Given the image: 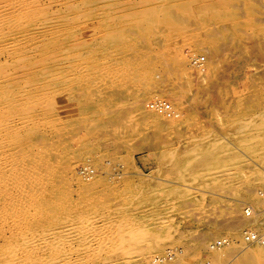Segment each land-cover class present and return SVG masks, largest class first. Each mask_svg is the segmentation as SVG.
Returning <instances> with one entry per match:
<instances>
[{
	"label": "rangeland",
	"instance_id": "obj_1",
	"mask_svg": "<svg viewBox=\"0 0 264 264\" xmlns=\"http://www.w3.org/2000/svg\"><path fill=\"white\" fill-rule=\"evenodd\" d=\"M10 1L0 264H264V0Z\"/></svg>",
	"mask_w": 264,
	"mask_h": 264
},
{
	"label": "bare ground",
	"instance_id": "obj_2",
	"mask_svg": "<svg viewBox=\"0 0 264 264\" xmlns=\"http://www.w3.org/2000/svg\"><path fill=\"white\" fill-rule=\"evenodd\" d=\"M10 1V0H9ZM22 1V0H21ZM4 3V2H3ZM8 3V2H7ZM10 3H11V1H10ZM20 4V3H19ZM14 5H15V3H14ZM18 5V4H17ZM11 6V5H10ZM5 7H7L6 5H5ZM17 7V6H16ZM15 8V7H14ZM17 9H20V8H18L17 7ZM21 10V9H20ZM19 10V11H20ZM9 13H11V12H9ZM2 15V14H1ZM37 18V17H36ZM22 38V37H21ZM21 50V49H20ZM197 60L198 61H200V59H198L197 58ZM195 65V64H194ZM199 65V64H198ZM20 94V93H19ZM157 102H161V103H163V104H168V103H165L163 100H157L155 103H157ZM169 105V104H168ZM150 108L151 109H154L155 111H157L158 112V114L160 113V114H162L163 116H165L166 118H176L177 116H178V113H177V111L174 109V107H171V105H169L170 107H171V110L170 111H168V110H164L163 111V109H160V108H156V106H155V104L153 105V102H151L150 103ZM159 116V115H158ZM6 120V119H5ZM1 121V120H0ZM1 123V122H0ZM255 123V122H254ZM249 125H247L246 126V128L248 127ZM245 128V127H244ZM255 134H253L252 135V137L251 138H249L250 140L249 141H254L255 139H256V137L254 136ZM257 135H259V134H257ZM256 135V136H257ZM260 139H261V137H259ZM259 138H257V139H259ZM262 139H264V138H262ZM247 140H248V138H247ZM257 141V140H256ZM261 141V140H260ZM264 140H262L261 142H263ZM246 142V141H245ZM245 144V143H244ZM254 144H255V142H254ZM264 144V143H263ZM246 145V144H245ZM248 145V144H247ZM250 145H252V144H250ZM256 146H259V145H256ZM260 146H262V144L260 145ZM250 146H248V148H249ZM252 147H255V146H252ZM263 148V147H262ZM262 148H260L259 150H260V152H261V150H262ZM257 150H258V148H256ZM256 150V151H257ZM251 151V150H250ZM255 151V150H254ZM264 151V150H263ZM251 152H253V151H251ZM262 153V152H261ZM194 162V161H193ZM91 176V175H90ZM89 176V177H90ZM88 179V178H87ZM264 184V183H263ZM259 191V190H258ZM233 194V193H232ZM258 194H259V192H258ZM264 195V189H262V192H261V197ZM262 200V199H261ZM263 201H264V199H263ZM244 206H245V204H244ZM262 206V205H261ZM75 208V207H74ZM254 208V209H253ZM252 209V216L250 215H248V218L247 219H250V218H252V223H253V225L255 224V225H261V224H263L264 223V219L261 217V216H263L264 215V213L263 212H256V216H255V218H254V210H256L255 209V207H253V206H250V209L249 210H251ZM20 210V209H19ZM247 212H248V210H246ZM264 211V210H263ZM106 212V211H105ZM250 212V211H249ZM248 214V213H247ZM11 216V215H10ZM98 218V217H97ZM227 218V217H226ZM254 218V219H253ZM86 222V221H85ZM23 224V223H22ZM97 224V223H96ZM98 225V224H97ZM94 226V225H93ZM237 226V225H236ZM249 226H250V224H249ZM252 227V226H251ZM255 228H257L256 226H254ZM259 227V226H258ZM93 228V227H92ZM261 228V227H260ZM254 229V228H253ZM262 229H263V227H262ZM80 230V229H79ZM257 230V229H256ZM264 230V229H263ZM12 231V230H11ZM251 231H254V230H251ZM14 232V231H13ZM78 232V231H77ZM105 232H107V231H105ZM81 233V232H80ZM19 234V233H18ZM241 235H243V234H241ZM37 236H39V235H37ZM243 236H245V234L243 235ZM32 237V236H31ZM36 237V236H35ZM34 237V238H35ZM45 237V236H44ZM224 237V236H223ZM48 239V238H47ZM46 239V240H47ZM223 239V238H222ZM31 240V239H30ZM243 240V239H242ZM41 241V240H40ZM220 241V240H219ZM231 241V240H230ZM237 241V240H236ZM21 242V241H20ZM37 242V241H36ZM51 242H53V241H51ZM50 242V243H51ZM34 243V242H33ZM38 243V242H37ZM36 243V244H37ZM227 243V242H226ZM244 243H246L245 241H244ZM260 243V244H259ZM259 243H254V244H259L258 246H257V248L256 249H254L255 250V252H249L250 254H247V257H246V259L248 260V261H260V260H264V246H262V244L264 243V242H259ZM247 244V243H246ZM254 244H248V247H249V245H254ZM56 245V244H55ZM228 245L230 246V243L229 244H225V245H221V246H216V245H211L210 247H212L214 250H218V248L217 247H219V248H221V247H228ZM245 245V244H244ZM244 245H243V247H242V249L241 250H243L244 249ZM15 246V245H14ZM37 246H39V245H37ZM234 246V245H233ZM242 246V245H241ZM247 246V245H246ZM28 247V246H27ZM118 247V246H117ZM132 247V246H131ZM34 247H31V248H29V249H33ZM39 248V247H38ZM37 248V249H38ZM51 248V247H50ZM101 248V247H100ZM216 248V249H215ZM247 248V247H246ZM254 248H255V246H254ZM61 249V248H60ZM63 249V248H62ZM68 249V248H67ZM247 249H249V248H247ZM251 250H253L252 248H250ZM250 249H249V251H250ZM97 250V249H96ZM131 250H133V249H131ZM130 250V251H131ZM246 250V249H245ZM22 251V250H21ZM29 251V250H28ZM36 251V250H35ZM50 251H51V249H50ZM57 251V250H56ZM233 251V250H232ZM231 251V252H232ZM15 253V252H14ZM55 253H57V252H55ZM125 253H127V252H125ZM124 253V254H125ZM133 253V252H132ZM49 254V253H48ZM54 254V253H53ZM65 254V253H64ZM9 255V254H8ZM15 255V254H14ZM30 255V254H29ZM51 255H52V253H51ZM55 255V254H54ZM123 255V254H122ZM16 256H17V254H16ZM24 256V255H23ZM219 256V255H218ZM10 257V256H9ZM46 257V256H45ZM49 257V256H48ZM32 258V257H31ZM67 258V257H66ZM66 258H64V259H66ZM8 259H10V258H8ZM8 259H7V261L6 262H8ZM62 259V258H61ZM220 259V258H219ZM47 260V259H46ZM13 261H14V259H13ZM12 261V262H13ZM157 261H159V260H157ZM212 261V260H211ZM31 262V261H30ZM62 262V261H61ZM90 262V261H89ZM5 263V262H4ZM9 263V262H8ZM18 263V262H17ZM46 263H48V262H46ZM251 263V262H250ZM35 264V263H34ZM43 264H45V263H43ZM56 264V263H55Z\"/></svg>",
	"mask_w": 264,
	"mask_h": 264
},
{
	"label": "built area",
	"instance_id": "obj_3",
	"mask_svg": "<svg viewBox=\"0 0 264 264\" xmlns=\"http://www.w3.org/2000/svg\"><path fill=\"white\" fill-rule=\"evenodd\" d=\"M156 108H160L164 110H171V107L167 104H163L161 102H157L155 103ZM249 212V211H248ZM252 212H249L248 215H251ZM245 242L249 243V244H254V243H259V242H264V230L262 231V233L260 232H255V231H247L245 233ZM227 242V240L225 239H221V241H219L216 245H223Z\"/></svg>",
	"mask_w": 264,
	"mask_h": 264
}]
</instances>
